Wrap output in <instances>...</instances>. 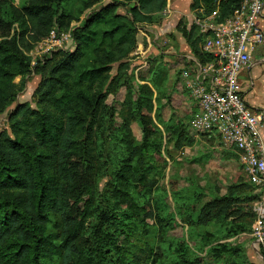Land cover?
<instances>
[{
  "label": "trees",
  "instance_id": "trees-1",
  "mask_svg": "<svg viewBox=\"0 0 264 264\" xmlns=\"http://www.w3.org/2000/svg\"><path fill=\"white\" fill-rule=\"evenodd\" d=\"M99 1L26 0L17 6L0 0V115L16 102L32 71L41 75L35 106L18 102L9 112V127L0 131V264H155L157 256H166L167 264H208L202 256L170 247L166 236L150 242L138 236L146 217L162 228L167 224L159 197L163 172L155 158L163 144L154 140L160 130L154 118L161 110L154 93L169 70L161 64L153 67L149 82L128 101L129 114L142 124L141 144L134 145L126 124L124 146L116 150L114 112L105 103L108 87L119 84L126 58L136 47L138 24L159 21L170 0L101 5L75 26L73 49L54 50L32 63L29 51L52 28L69 29ZM241 1L191 0L190 6L205 14L218 10L223 20ZM126 4L130 16L119 11ZM183 35L201 61L212 59L201 48L198 25L184 29ZM115 64L118 76L110 80ZM17 76L21 83L15 82ZM172 134L176 148L194 142L184 125ZM100 176H106L103 185ZM248 191L244 181L234 183L197 215L182 219L207 224L238 216L236 193ZM261 195L243 199L250 203Z\"/></svg>",
  "mask_w": 264,
  "mask_h": 264
},
{
  "label": "rangeland",
  "instance_id": "rangeland-1",
  "mask_svg": "<svg viewBox=\"0 0 264 264\" xmlns=\"http://www.w3.org/2000/svg\"><path fill=\"white\" fill-rule=\"evenodd\" d=\"M25 1L12 0L17 6H22ZM111 1L113 0H100L87 8L80 19L72 21V24L79 25L93 10ZM190 4L191 0H170L159 21L138 24L137 44L126 58V65L121 72L123 78L117 80L119 84L113 83L111 88L108 87L105 100L114 112L116 127L114 145L116 150L121 152L126 124L127 131L129 130L133 136L134 145L142 143V124L129 114L128 101L137 98L141 84L149 82L152 68L160 64L164 65L169 70V75L165 84L157 86L154 93V98L161 109L158 118H154L160 126L154 140L163 144L161 152L156 153L155 158L163 172L159 183L162 188L159 197L163 198L165 204L161 214L166 217L167 224L162 228L154 218L146 217L138 236L149 242L154 237L166 236L170 247L177 246L192 257L202 256L206 258L208 264H256L253 262V254H256L257 250L264 254V243L256 244L253 232L256 217H252L251 212L255 213V202L264 198V190L261 198L255 201L249 203L243 199L245 196L255 194L256 189L249 185L237 152L225 145L219 136L200 134L196 137L190 128V121L197 111V104L180 77L185 70L184 68L180 71L183 63L192 58L186 56V53L192 54V51L183 35V30H189L195 25L194 17L203 14L202 11L193 10ZM77 5L74 6V10ZM128 8L129 4H126L121 6L119 11L130 16ZM261 23L264 26V20ZM197 32L198 29H195L194 37ZM36 45L37 43L34 47ZM74 45V40H71L62 49H73ZM40 57L42 56H37L35 59ZM184 58L186 60L182 62ZM187 65L192 66V60L187 62ZM117 67L118 65L115 64L110 73V80L118 76ZM40 79L41 75L36 74L35 71L26 77V86L18 95L16 102L0 115V131L9 127V112L18 102L29 101L35 106L33 94ZM21 81L22 76L15 78L16 83ZM257 86L264 88V75L258 78ZM261 91V94L257 93V97L264 99V89ZM181 125L186 126L189 136L195 138L191 146L176 148L172 132ZM164 145H167L172 156L166 152ZM99 167L98 163V169ZM98 169L95 170L97 174ZM99 180L103 185L106 176H100ZM241 181L245 182L249 193H236L240 196L237 201L239 203L237 206L241 208L240 215L221 221L213 219L207 224H197L195 219L192 222L182 219L184 215L186 218L192 213L197 215L207 201L226 194L230 185ZM133 186L137 188L136 185ZM140 202L144 203L145 200L141 197ZM153 207L155 209V204ZM154 263L167 264V258L157 256Z\"/></svg>",
  "mask_w": 264,
  "mask_h": 264
},
{
  "label": "built area",
  "instance_id": "built-area-1",
  "mask_svg": "<svg viewBox=\"0 0 264 264\" xmlns=\"http://www.w3.org/2000/svg\"><path fill=\"white\" fill-rule=\"evenodd\" d=\"M194 23L203 34L201 48L212 56L193 65L182 74L184 85L197 104L190 121L193 134L219 136L223 143L239 153V161L256 192L264 190V112L254 110L245 97L240 79L255 52L264 45V0H242L240 6L223 20L218 10L202 11ZM76 26V25H75ZM74 24L67 30L52 28L50 33L30 50L33 64L37 56L62 49L73 40ZM253 224L256 244L264 243V198L255 202Z\"/></svg>",
  "mask_w": 264,
  "mask_h": 264
},
{
  "label": "crops",
  "instance_id": "crops-1",
  "mask_svg": "<svg viewBox=\"0 0 264 264\" xmlns=\"http://www.w3.org/2000/svg\"><path fill=\"white\" fill-rule=\"evenodd\" d=\"M263 20H261V22ZM188 48H189V46H188ZM186 56L190 58V57H193V56H196V55H194L193 52H192V54H187L186 53ZM184 60H186V59L185 58L182 59V62ZM188 60L185 61V64L183 63V67L181 68L180 71H182V69L188 67L187 62H190L191 59H188ZM180 74H181V72H180ZM263 75H264V45L261 46L255 52L251 64L247 68H245L240 74V79H241V81L243 82V84L245 86L244 94H245V97H246V100H247L248 104L254 110L262 111V112H264V99H261L260 97H257V93L261 94L262 93L261 90L264 89V88L263 87H258L257 86V81H258V78H260V76H263ZM180 77H181V80L183 81L182 76H180ZM258 89L260 91H258ZM254 244H255V242H254ZM254 246L256 247V245H254ZM253 257H254V260H253L254 263H256V264H264V254L262 252H260V250H259V252L257 250V253L253 254Z\"/></svg>",
  "mask_w": 264,
  "mask_h": 264
}]
</instances>
